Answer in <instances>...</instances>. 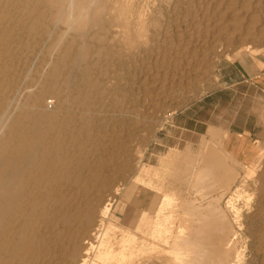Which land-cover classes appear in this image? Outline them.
Listing matches in <instances>:
<instances>
[{
	"label": "bare ground",
	"instance_id": "6f19581e",
	"mask_svg": "<svg viewBox=\"0 0 264 264\" xmlns=\"http://www.w3.org/2000/svg\"><path fill=\"white\" fill-rule=\"evenodd\" d=\"M231 2L232 0H228L225 7L221 6L223 10L216 13L218 17L211 25L213 27L209 26L210 28L219 35L229 34L232 41L236 39L235 41L241 43H246L251 40L252 35L264 31V0H236L237 3L241 2L236 7H232ZM134 3L136 5V2H133V5ZM207 3H211V0ZM220 5L221 2L219 7ZM134 7L136 9L137 6ZM115 8L108 6L105 0H0V264H243L247 261L243 257L245 250L242 253L238 243L248 236L247 231H243L241 221L243 216L240 215L242 209L239 211L233 199L234 196L236 198L244 196L241 188L246 186L253 173L246 171V174L241 176V184L237 186L234 184L235 188L231 189L230 184L233 182L231 179L234 177L220 165L218 159L221 158L217 159L220 153L215 151V145L207 148L204 146L201 153L203 162L198 161L202 166L200 168L198 166L197 169L193 167L195 175L170 176L177 181L175 184L179 183L178 181L188 183L189 187L179 193L180 197L175 193L176 190L174 191L175 184L168 178H161L155 173L151 175L152 171L158 168L155 170L142 167L139 170L137 166L139 172L132 183L155 192L158 197L155 196L147 207L141 208L145 215L140 218L136 228L126 226L118 220L116 213H121L124 207L113 208V205L119 196V182L121 186L126 184L125 174L132 166L130 157L125 152L127 141L121 135V131L127 129V139H130L128 136L131 133L128 132H131L129 129L133 125V119L128 114L129 119L126 115L125 120L109 121L106 119L107 115L105 118L102 115L104 106H109L110 103L114 109L118 108L126 92V90L120 91L121 78L125 79L120 72L121 67L110 70V63L109 68L105 64L115 51L111 43L110 46L103 40L121 31L117 32L113 29L116 26L113 15ZM212 9V12L215 11ZM140 14L138 25L143 22L144 26L145 19L142 20L144 15ZM52 21H62L64 24V30L62 29L55 39L49 37L53 39L51 43L53 53L58 50L57 56H51L55 59L52 62L49 59L50 67L45 70L46 72L43 71L44 68L43 70L39 68L41 71L32 74L28 68L29 65L32 66L30 68H34V63L30 64V62L36 59L34 53L39 51H37L38 41L47 32ZM121 22L123 21H120L122 26ZM26 25L28 30L23 31L26 30ZM96 26H98L97 30L91 32L90 29H96ZM70 33L73 37L71 42H68L66 36ZM189 41L191 40L188 39V43ZM116 42L118 41H115V44ZM62 45L64 47L60 49ZM125 45L127 47V44ZM211 46L213 47V44ZM39 47L41 48V45ZM133 49L136 50L134 47ZM138 54L135 55L139 56ZM102 56L107 58L102 60ZM44 58L46 57L42 58L43 62ZM179 58L178 56L177 59ZM189 64L187 61V65ZM193 65L192 68L195 67ZM197 66L199 65L196 63ZM179 69L182 73L185 68L182 71V68ZM113 92L117 93L115 96L117 99L112 98L110 101L109 96H113ZM46 95L55 98L56 104L52 112L43 106ZM107 99L109 102H106ZM127 105L123 108L130 107ZM130 108L135 111V108ZM107 109L111 110V108ZM100 114L103 118L97 119ZM220 132L223 134L209 132V138L213 140L214 137L217 139L225 137L226 139L228 133L221 130ZM137 155L141 156V154ZM169 157L170 154H167L160 159L162 166L167 159L170 161ZM178 163L180 162L178 161L177 165ZM187 165H184L186 166L184 174H189L191 171V165ZM261 178H264V175H257L254 181L259 182ZM116 180L119 185L113 188ZM256 190L264 192V185L260 184ZM216 191L218 195L214 193ZM244 197L252 202L249 194ZM222 200H224L223 207L220 203ZM241 200L243 199L240 198ZM153 214L154 218H146ZM262 223L264 222H261V225ZM259 237L264 238V231ZM258 241L260 242L259 239ZM241 246L243 249L242 244ZM257 252L258 250L255 253Z\"/></svg>",
	"mask_w": 264,
	"mask_h": 264
},
{
	"label": "rangeland",
	"instance_id": "374dc122",
	"mask_svg": "<svg viewBox=\"0 0 264 264\" xmlns=\"http://www.w3.org/2000/svg\"><path fill=\"white\" fill-rule=\"evenodd\" d=\"M105 1H106L108 6H115L116 7L113 10L114 11L113 15H115L114 16V22L116 24V26L113 27V29L114 30L116 29L115 31H117V32H119L121 30L119 33L115 34V36H113L111 34L109 36L110 38L107 37L106 40L104 39L106 42L103 40V42L105 44L108 43L110 46L112 44L113 46H111V47L115 51V52H113V54L110 55V57H108L105 64L108 65L110 63L109 64L110 68L108 65V68L110 70H115L116 67H117L116 69H118L119 67L122 68V69L120 68V72L123 74L122 76H125V79H124V77L121 78V81H120L121 82V86H120L121 89H120V91L126 90V92L123 96V98L125 97V99L122 98V100L120 101V104L118 105V108L114 109V107L110 103L109 106L108 105H106V106L109 109L111 108V110L109 111L107 108L105 109L106 106H104V108H103L104 112L102 113V115L104 118L107 115L106 119H108L109 121H114V120L122 121V120H125L126 117L129 119L128 114H130V116L133 119V125L129 129V131H131V132H128V133H131V134H129L130 136H128V138H130V139H127V135H126L127 129L124 128V130L121 131V135H123L125 137V138L124 137L123 138L126 139V141L128 142V143L126 142V144H125V148H126L125 152L130 157V162L132 165L131 168L132 167L133 168L132 169L130 168V170H128L127 173L125 174V175H127L126 181H128V182L125 181L126 184L122 185V186H121V182H119V184H120L119 196L116 198V201L114 202L113 208H115L117 206H118V208H120L123 206L124 210L121 213H116L118 220L126 226H129L131 228H136L140 222V218L145 215V213L142 211L141 208L147 207L155 196L158 197V195L155 192H150L149 190H146V188L139 186L137 183H135L137 185L132 183L133 178L135 177V175L138 174L139 170L142 167L149 168V169L152 168L155 170L158 168L156 171H152L151 175H153L155 173V175H158L161 178H163V177H165L166 179L168 178L173 184H175V182H177V181L174 180V177L171 179V177H170L171 175H180V174L181 175H195V174H193L194 173L193 167L195 166L197 169L198 166H199V168H200V166H202V164H199V162L200 163L203 162L202 161V155L203 154L201 155V153H203L204 146H205V148H207L210 145L211 146L215 145L214 146V149H216L215 151L217 153L218 152L220 153L218 156V154L215 152L216 155L218 156L217 159L221 158V159H218L220 165L223 168L225 167V169L229 172V174L233 175V177H234L233 179H231L233 182H235V183L232 182V184H230L231 189H234L235 185L237 186V184H239V185L241 184V181H240L241 176L245 175L246 171H250L251 173H253V175L251 176L252 178H250L247 181L246 186L244 188L240 187L241 190L243 189L242 191H244V192H242V194L244 196L249 194V196L253 197V195H254L253 198L250 197V199H251L250 201H252V202L247 201V198L245 199L244 196L240 197L243 199L241 201H240L239 197H238L239 198L238 199L234 196V199H237L238 201H235L233 199V202H234L235 206L239 209V211L242 209L240 211L241 212L240 215H241V217L242 216L243 217L242 218L240 217V218H241V221L243 222V231H245V232L247 231L246 235L248 236V237L242 238L241 241H239V243H238V247L241 248L242 253L245 250L243 253L244 254V256H243L244 260L248 261V263H247V261H244L243 264H246V263L247 264H262V262H264V253H262V252H264V251H261V250L264 249V242H262V240H264V238H260L259 235L262 233V231H264V227H262V225H264V223H262V225H261V222H264V221H262V220H264V204H262V202H264V201H262V200H264V192H260V190H256V188L260 184H261V186L264 185V178H261L259 182L258 181L255 182L254 180L257 177V175L258 176L261 174L264 175V171H262V170H264V146H262L259 149L260 157L258 158V161L256 163H253V164L251 162L248 164L247 163L246 164L241 163L238 161V159L233 157L225 148V142H226V139L228 138V135H227L226 139H225V137H221L220 139H217L216 137H214L213 140L210 139L209 135L211 132L212 133L215 132L218 135V133H222V132H220L221 129L216 128V127H211V126L207 127V125L204 124V122H206L209 119H212L214 121V119H216L217 117L219 118L220 116H223L222 117L223 120L230 119L232 117L233 113L238 111V109H239L240 115L243 116V117H241L239 115L238 117L240 119L245 118V113H247L246 111H249L250 107H253L254 108L253 111H255V113H256L254 120L257 118L258 110L262 108L261 104H256L257 102L252 103V100L250 97L254 93L251 92L248 95H242L241 94L244 91L243 92L241 91V89H240L241 85L234 84V81H235V79H237L236 78L237 76H236L234 69L231 66H228V62L234 61L237 59H242L245 56L251 57L252 59L264 58V33H262L264 31H261V34L254 35V36L252 35V37H250L251 40L246 41V43H244V42L241 43V42L235 41L236 39L232 41L229 34H225V35L223 34L224 36L222 34L219 35L218 33H216L213 30V28H210V27H213V26H211V25H213L212 23L215 22L216 17H218L217 14L219 13V11L223 10L222 8H223V6L225 7L228 0L227 1H225V0H211V3H207L208 1L210 2V0H156V1L155 0H137V1L136 0H132V1L121 0V3H120V0H105ZM218 1L221 2L220 7H219L220 2L218 3ZM133 2H136V5H135V3L133 5ZM212 2H214V3L212 4ZM222 2L225 4H223ZM235 2H236V0H234V1L232 0V2H231V3H233L232 7L233 6L236 7V5L239 6L241 4V2L240 3H237V2L235 3ZM116 4H117V6H116ZM128 4H130V5L128 6ZM134 6H137L136 9ZM216 6H218L219 9ZM221 6H222V8H221ZM125 7L129 8V9L126 8L128 11H126V9L121 10V8H125ZM211 9L215 10V11H213L214 13L211 11ZM166 12H167V14H166ZM139 14L142 16L144 15L143 16L144 18L142 17L143 18L142 20L145 19L144 20V26H143V22L141 24L139 23V25H141V26L138 25ZM215 14H216V16H215ZM145 15L147 18L145 17ZM124 16H125V18H123ZM127 16H128V18H127ZM210 16H212L211 19H210ZM213 16H214V18H213ZM119 17H120V19H119ZM121 18H122V20H121ZM120 21H123L124 25H123V22H121L122 23V26H121ZM151 21H153L154 23ZM147 22H149V23H147ZM184 22H187V23L192 22V23H190L192 26L189 23H188V25H190V26H188L187 23L185 24ZM56 23H57V26H56ZM26 24H27V22H26ZM148 24L151 26L149 27ZM193 24H195V26ZM54 26H56V27H54ZM63 26H64V24L62 21H59V22L52 21L49 25L47 32L44 33L43 36L40 37L39 41H41L42 43H40L38 41V44H37L39 46L41 45V48L38 46V49H37V51L39 50L40 52L39 51L36 52L38 54L37 56L35 55L36 53H34V58H36V59H34L35 61L32 60V62H30V64L34 63L33 64L34 68H30L31 65H29L28 70H30V73L34 74V72L41 71V69L43 70V68H44L43 71L46 72L45 70L49 69L50 61L52 62L58 53L57 49H56L57 51L54 50L55 54L53 53V50L51 48V43L53 42V39H50L49 37L55 39L62 32V29L64 30ZM146 26L150 29L148 30V28ZM174 26H176V27H174ZM26 27H27V25L25 26L26 30H23V31L28 30V28H26ZM93 27L95 28V26H93ZM97 27L98 26H96V29H94V28L90 29V31L91 32H93V30L96 31ZM155 27H157V28H155ZM191 27L194 28L195 31ZM151 28H153L154 31ZM22 29H24V27ZM191 29L193 32H191ZM158 30H160V31L158 32ZM196 30H197V32H196ZM51 31H53V33ZM128 31H131V33ZM151 31H152V34H151ZM205 32L206 33L209 32L211 34H209V33L206 34ZM212 32L216 35L215 37H214V34ZM157 33H159V34H157ZM190 33H192V35H189ZM197 33H199V35H197ZM49 34H50V36H49ZM55 34H57V35H55ZM202 34H203V37L205 36L204 38L201 37ZM228 35H229V40L227 41ZM234 35H236V34H234ZM45 36L47 38H44ZM191 36H193L194 38ZM195 36H196V38H195ZM197 36L200 38H198ZM212 36L214 37V39ZM221 36H223V38ZM72 37H73L72 33L68 34L66 36V41L71 42ZM153 37H154V39H153ZM218 37L220 40L217 39ZM48 38H49V40H47ZM133 39H134V41H132ZM188 39L191 40V41H189L190 43H188ZM45 40H47V41H45ZM198 40H200L202 43ZM213 40H218V41L214 42ZM115 41H118V42H116V44H115ZM136 41L139 43L140 42H143V43L138 44ZM203 41H205L204 44H203ZM119 42H122V43H119ZM210 43L213 44V47L212 46L210 47V45H211ZM214 43H216V44H214ZM125 44H127V47ZM192 44L194 46H192ZM205 44L208 46H206ZM46 45H50V46L46 47ZM123 45L125 47H122ZM139 45H140V47H139ZM141 45H143V46H141ZM196 45H197V47L195 48ZM132 46L134 48H136V50L133 49ZM136 46H138V47H136ZM203 46H205V47H203ZM43 47H44V49H43ZM62 47H64V46L62 45L60 47V49H62ZM141 47H143V49ZM137 48L139 51L137 50ZM204 48L207 52L204 50ZM72 49H73V47H72ZM132 50H134V51H132ZM41 51H43V52L41 53ZM140 51H141V54L139 53ZM144 51L145 52L147 51V52L145 53ZM201 51H203L204 55ZM118 52H120L123 55L117 54ZM124 52H125V54H124ZM126 52L130 53L131 55L127 54ZM133 53H134L135 57L133 56ZM126 54L128 55V57ZM135 54H138L139 56H137ZM42 56L46 57V58H44V62L42 61L43 60ZM51 56H55V57L52 58ZM103 56L101 57V58H103L102 60L107 58V57H103ZM178 56L180 57L179 59H177ZM187 56H189V57H187ZM111 58H112V60H111ZM126 58H127V60H125ZM186 58H188V59L186 60ZM190 58H192V59L189 60ZM45 59H47V60H45ZM49 59H50V61H49ZM119 59H121V60H119ZM122 60H125V61H122ZM184 60H186L185 61L186 63L184 62ZM201 60H203V61L201 62ZM108 61H110V62H108ZM187 61H188V64L189 63H191V64L187 65ZM198 61L200 62V64H198ZM35 62L37 64H35ZM48 62H49V64H48ZM114 62H116L117 64L115 63L113 65ZM195 62L199 66L196 67ZM45 63H47V64H45ZM118 63H119V65H118ZM180 63H181V65H180ZM192 63L195 65V67H193V68L191 67L193 65ZM42 64L45 66H42ZM154 64H156V65H154ZM161 64H163V65H161ZM46 66H48V67H46ZM183 66L185 69L183 68ZM35 67H36V69H35ZM39 68H41V69H39ZM144 68H145V70H144ZM179 68H182L181 71L184 69L183 71L185 73L184 72L181 73ZM194 68H196V69H194ZM33 69H35V70H33ZM186 69H188L187 70V74L189 73L188 76L186 74ZM191 69H192V71H191ZM122 70H123V72H122ZM154 70H155V72H154ZM163 70L165 73L163 72ZM189 71H191L192 74ZM127 72L129 73V76H128ZM193 72H197V73H194L197 75L194 76ZM124 73H125V75H124ZM161 73H162V75H161ZM192 76H194V77H192ZM127 77L129 79H127ZM151 77H152V79H150ZM141 89H143V90H141ZM153 92H155V93H153ZM113 93H112L113 96L112 95L109 96L110 101H112V98L117 99V97H115V96H117V93L116 92H113ZM142 96H143V98H142ZM210 97H214L213 100H211ZM128 100H130V102H128ZM48 101L52 102L51 107H49L47 105ZM124 101H126V102H124ZM106 102H109V99H107ZM123 103L125 105H123ZM55 104H56V101H55L54 96L46 95V97L43 101V106L46 107L47 110L52 112V110L55 107ZM126 104H128L127 106H130L133 109L135 108V111L137 114L134 113L135 111L132 110L130 107L125 108ZM252 104H254V106H251ZM123 106H125L124 108H125V111L127 110L126 112L123 111L124 110ZM122 108H123V110L121 111ZM253 108H251V110ZM112 109H114V110H112ZM243 110H246V111H244L245 113L243 112ZM107 111L109 112L108 114H107ZM128 111H129V113H128ZM124 112H125V115H124ZM104 113H105V116H104ZM109 114L113 115V117L110 116ZM120 115H122L123 117ZM126 115H128V116H126ZM114 116L116 117V119ZM101 117L102 116L100 114V117H98L97 119H99ZM109 117H110V119H109ZM118 118H120L121 120H119ZM134 118L136 120H134ZM144 118H145V120H143ZM261 119H262V124L259 127L260 129L264 128V113H262ZM134 122H137V123H134ZM141 122H143V123H141ZM237 126H240V125H237ZM131 128H135V129H131ZM212 128L215 130L217 129V130L213 131V130H211ZM221 131L224 132V130H221ZM122 132H124L125 134H123ZM133 133H135V135ZM132 134L134 135L133 138L131 137ZM257 139L259 141L258 143H260L261 145H264V131H262L261 133H259V135H257ZM202 141H204V142H202ZM219 142H221V143H219ZM206 143H207V146H206ZM208 143H210V144H208ZM127 146H129V147H127ZM184 148H186V149H184ZM218 148H219V150H217ZM120 151H122V149H120ZM225 153H227V154L225 155ZM137 154H141V156L137 155ZM167 154H170V157H169L170 161H168V159H167L168 163L166 162L162 166L160 163V159ZM138 156H140V157H138ZM132 157H134L133 160H132ZM200 157H201V159H200ZM189 158H192L194 160L189 159ZM188 159H189V161H188ZM177 160L180 162V163H178V165H177V162H178ZM182 160H183V164H182ZM184 160H186L188 164L190 163L191 166L187 165L186 161H184ZM190 160H192L193 162L191 163ZM225 160H226V162H225ZM243 164L245 165V167ZM184 165L191 167V169H190L191 171L189 174L188 173L184 174V172H185L184 169L186 167ZM137 166H138L139 170H138ZM181 166H184V167H181ZM173 171L175 172V174ZM235 177H236V179H235ZM116 182L118 183V181L116 180L113 183V188H116V186L119 185ZM178 182L179 183H176L174 185V191L176 190L175 193L177 194V196L180 195L179 193H181L182 190L184 191L187 187H189L188 183L184 184L185 183L184 181L183 182L178 181ZM190 187H191V185H190ZM120 188H121V190H120ZM217 188H215V189H217ZM215 189H214V191H215ZM217 190H219V189H217ZM217 192L218 191H216L214 193L216 195H218ZM245 193H246V195H245ZM146 195H148V196H146ZM179 200H180V198L178 199V201ZM259 202H261V204ZM220 203H221V207H223L224 200H222ZM244 205H245V207H244ZM136 206H138L139 208ZM259 208H260V211H259ZM251 216H253V218ZM148 217L154 218L155 216L153 214V215L146 216V218H148ZM230 219H231V217H230ZM261 227H262V229H261ZM259 232H260V234H259ZM258 239L260 240V242L258 241ZM246 240L248 241V243ZM259 243H260V245H259ZM261 243H262V246H261ZM241 244L243 245V249H242ZM244 245L246 247L247 246L248 247L246 248V247H244ZM259 247L261 250L259 249ZM240 248H239V250H240ZM256 248H258V249H256ZM255 250L256 251L258 250V252L255 253L256 252ZM259 251H261L262 254ZM260 254L262 256H260ZM259 261H260V263H259Z\"/></svg>",
	"mask_w": 264,
	"mask_h": 264
},
{
	"label": "crops",
	"instance_id": "0c3cea01",
	"mask_svg": "<svg viewBox=\"0 0 264 264\" xmlns=\"http://www.w3.org/2000/svg\"><path fill=\"white\" fill-rule=\"evenodd\" d=\"M235 73L236 78L234 84L241 85L242 95L254 93L250 98L252 103L261 104L262 108L258 110L257 118L254 120L256 113L253 107L246 111L245 118H239V109L234 112L232 117L223 120V116L207 120L204 124L207 127H216L228 133V138L225 142L227 151L241 163H256L260 157L259 149L264 146L258 143L257 135L264 131V128L259 127L262 124L261 115L264 113V58L252 59L245 56L242 59H237L228 62ZM213 100L214 97H210ZM251 106H254L252 104ZM251 108H253L251 110ZM243 117L242 115H240ZM240 125V126H237Z\"/></svg>",
	"mask_w": 264,
	"mask_h": 264
},
{
	"label": "built area",
	"instance_id": "2783aa9c",
	"mask_svg": "<svg viewBox=\"0 0 264 264\" xmlns=\"http://www.w3.org/2000/svg\"><path fill=\"white\" fill-rule=\"evenodd\" d=\"M47 105H48L49 107H51L52 102H51V101H48V102H47Z\"/></svg>",
	"mask_w": 264,
	"mask_h": 264
}]
</instances>
